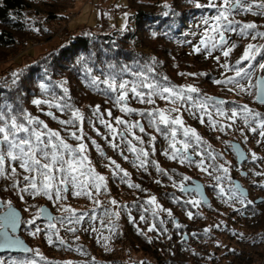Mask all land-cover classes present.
<instances>
[{"label": "snow or ice", "instance_id": "6c2138e0", "mask_svg": "<svg viewBox=\"0 0 264 264\" xmlns=\"http://www.w3.org/2000/svg\"><path fill=\"white\" fill-rule=\"evenodd\" d=\"M194 6L198 10H207L201 12L200 24L198 27L202 29L198 43L193 44L191 41H185L191 44L192 52L190 55L205 54V58L212 57L215 59L221 69H223V79H216L215 85L228 86L227 91L239 94H253L255 92V101L264 105V62L254 63L257 57L264 55V45L249 43L243 51L241 57L234 63H230L227 58L237 47L235 43L230 44L229 37L226 33L237 34L241 37L250 36L252 40L258 38L264 39V31H259L255 22L240 23L235 19H231L236 14H252L254 16L264 17V0L255 2V0H208L206 4H201L198 0H192ZM164 8H170L165 3ZM164 16H169V12L165 11ZM123 25L119 29L121 32L126 31L127 24L130 19L129 13L124 12ZM183 23V21H181ZM171 27V25H170ZM35 32L46 31L41 27H36ZM167 34V33H165ZM196 35V33H191ZM152 37H157L156 32L151 33ZM219 51L221 55L214 56ZM221 56L226 58L221 63ZM91 57H80L77 61L81 65L88 85L100 94L105 95L112 101L114 107L125 115L133 114L143 117L148 127L154 128L155 131L164 139L169 140L168 149L163 151V155L171 161H176L181 165L195 167L201 173H205L214 180L210 186L215 191V198L222 203L228 205L232 211L241 217H247L249 214L255 218L257 213L254 210L255 201L249 199L245 192L238 184H233L229 176V167L226 166L228 161L218 163L222 160L221 153L211 150L207 141H203L195 128L185 126L182 118V110L197 120L201 125L205 124L207 118L208 126L214 130L225 132L226 129L231 130L237 119L242 120L248 131L258 134L264 141V113L252 110L248 105H237L236 107H226L233 102L225 99H217L212 95H201L198 87L193 85L176 86L166 75L161 76L156 64L158 61L152 58L143 64H137L135 68L108 63L104 68H98L94 72V67L90 66ZM245 61L249 63L244 64ZM94 63V62H93ZM257 69L260 75L256 74ZM98 72V74H97ZM231 72L233 75L228 76L226 73ZM45 69V75H47ZM181 76H208V73H178ZM131 76L133 79H126L125 76ZM16 82L20 88L28 91L25 82L28 81L27 76L21 77L20 74H14ZM43 77H41V80ZM50 79V77H49ZM37 84V91L49 95L50 99L35 98L32 103L35 106L46 105L48 109H55L61 115H67V119H59L53 111L43 112L52 120L57 121L64 126V131L72 140L77 141V145L66 142L61 137L59 131H53L48 124L37 117L27 113L23 109L17 111L10 103L0 102V178L5 175V162L18 165L25 173L19 176L16 167H10L8 179L12 180L11 188L17 191L18 198L23 200L25 194L29 197L44 196L51 202H60L67 199L69 195L75 198L85 197L92 201L96 208L103 209L104 227L113 235H119L116 223L112 218L119 220L121 211L128 218L130 224L136 226L137 233L144 236L145 232L139 228L140 223L149 224L148 233H155V239L166 238L172 240L169 234L168 223H172L174 228L180 231L182 242L186 243L189 238L200 239L202 236H208L213 229L228 230V225L224 221H220L212 226L205 227L201 231H184L185 225H182L169 209L163 208L158 202L155 195H151L147 200L134 201L132 205H120L115 198L106 202V204L98 199L101 195H110L108 192L107 177L95 170L92 161L88 155V145L85 143L87 139L95 150L104 157L108 163L103 166L109 168L111 176L114 180L124 183L130 189L146 191L140 183H133L129 179V173L120 163L111 157H106L101 145L97 143L91 136H87L84 131L85 116L79 108H75L70 95V89L66 85L67 80H62L56 87L62 90V94L57 95L52 85L49 83ZM197 94V95H193ZM129 95L132 99L142 104L155 105L156 98L168 102L172 107L161 109L152 107L147 110H136L128 107ZM91 116L87 118V124L97 136L108 144V146L117 153L123 161L132 164L138 170L149 174V167H153L162 177H166L173 188L179 189L180 193L186 194L188 198L181 200L179 196L173 193H166L170 201L179 204L185 209L187 206L196 208L202 203L207 204L209 209L212 205L207 202L203 194V186L200 183L192 181L194 186H187L186 181L192 180L188 175H183L178 183L173 176L176 174L172 170V174L165 171L155 160H150V154H155V135H148L144 124L137 120H125L121 117L113 118L111 109L106 111L108 119H105V113L101 112L100 106H90ZM176 114L170 116L168 114ZM221 119L228 120L230 123H221ZM97 124L106 130V134L100 132ZM138 129L139 133L148 136L147 147L142 136L136 135L134 130ZM178 134H182L183 139L177 140ZM240 134L244 136L245 142L248 137L245 135L244 128L240 129ZM220 139V137H216ZM227 144L228 142L225 141ZM180 144V147H177ZM140 145V147H137ZM231 147L237 154L244 158V153L240 151L236 144ZM150 149V151H149ZM131 153L134 159H129ZM261 158L257 157L255 152L251 153V160L256 162ZM248 175L247 172L244 173ZM256 176L264 175V172H254ZM157 185L162 181L155 180ZM255 183V182H253ZM257 187L264 189V184H257ZM192 194H198L199 198H195ZM264 203V200H261ZM133 209L138 213L137 217L133 215ZM95 211V208L93 209ZM62 215H51L46 209L40 208L37 216L43 215L47 218L48 223L44 228L39 226L31 233L33 236L44 234L46 243L50 246L57 243L60 246L69 247L63 239L56 236L59 231L57 224L67 225L66 231L71 232L78 241L80 237L76 235L80 229L75 225L85 221V213H77L71 207H64ZM162 214H166L167 218H162ZM224 215L223 213H221ZM189 220L193 219V211H186ZM199 215V214H197ZM88 221L98 219L95 215L87 217ZM151 221V223H149ZM28 224L35 225V218L27 221ZM21 225L20 214L13 208L11 201L0 200V252L16 251L22 253H32L34 257H39L40 261L45 258L40 255L38 250L26 246L25 243L17 237L16 231ZM85 232L93 234L100 230L91 224L83 229ZM233 238L243 240L244 234L236 231L230 233ZM54 236L56 241H54ZM109 237H103L106 242ZM148 243H152L151 237H146ZM264 242V237H261ZM101 243V240H97ZM216 247H221L216 242ZM107 248V243L104 244ZM75 252H82L81 247L73 249ZM229 252L235 254V249H228ZM210 259L214 258L209 256ZM0 264H38L36 258L18 260L9 258L6 262L0 258ZM45 264H54L53 261H45ZM66 264H71L67 261ZM91 264H95V258H91ZM138 264H148L147 261L138 262Z\"/></svg>", "mask_w": 264, "mask_h": 264}, {"label": "trees", "instance_id": "16d2710c", "mask_svg": "<svg viewBox=\"0 0 264 264\" xmlns=\"http://www.w3.org/2000/svg\"><path fill=\"white\" fill-rule=\"evenodd\" d=\"M30 1L31 0H0V59H3L0 61V63L6 61V57H8V54L12 50L18 51L17 53H15L17 57L23 56L25 54V50H23L22 46H27V44L29 43L28 39L25 36L28 30L32 28L31 23L29 22L31 21L30 17H37V15L41 14L40 11L36 7H34V5ZM258 1L260 0H257V3ZM198 2L201 4H206L208 0H198ZM45 3H49L48 6L50 7L45 12L46 14L43 13L45 19L53 21L56 18L62 17V15H58L60 14L61 9L58 4L51 1H46ZM165 3L170 5V8H164L163 5ZM122 8L123 9L120 10H127L130 12V21L127 24L126 31L121 32L120 30H113L112 32L97 33L94 30H82V32L75 33L67 37L64 43L50 48L44 53L39 54L38 57L33 59L31 62H28L24 66H22L23 63L21 62L17 63V67H19L20 65V68L16 70H8L7 72H4V74H1L0 102L10 103L14 108L17 109V111H19V109H23L30 115L44 120L48 124L50 129H52L53 131H59L62 138L66 139L68 143L72 144L73 146H76L77 141L72 140L68 137L67 132L64 131V126L59 124L57 121L52 120L47 115H44L43 112L51 110L59 119H67V115H61L55 109H48L46 105L35 106L32 103V100L35 98H51L49 95L37 91V84L33 82L49 83L52 85L56 94L60 95L62 94V90L56 87V84H58L62 80H67L68 84L66 86L70 89V95L72 98L73 105L75 108H79L83 112L85 116L84 123L86 125L87 118L91 116L90 106L94 107L96 105H99L101 112L105 113V119H108L106 111L108 109H111L113 113V118L122 117L124 119V117H126L125 120H131L132 122L139 120L144 124L148 135L155 134V136L157 137L154 145L156 148V154H150L149 159L155 160L154 156L156 155V157L158 156L157 160L160 159L164 163V161H168V158L163 155V151L168 149L170 139H164L155 131L154 128L148 127L147 121L143 117L136 114H133L131 116L125 115L124 113L120 112L116 107H114L112 101L109 100L105 95L93 90V88L88 85L86 79L84 78V73L81 69V65L77 63L80 57L92 58L90 60V66L94 67V72H96L98 68H104L105 65L108 63L116 64L117 67L121 65H127L135 68L137 64H143L144 62L150 61L152 58H155L158 61V63L156 64V69L161 76H168L171 82L178 87L187 85L196 86L200 90L199 94L201 95L212 94L211 90L209 89L214 86H217V88H221V90H227L228 86H220L214 84V81L216 79L224 78V76L222 75L223 69H221L220 67H215L214 70L211 69L204 71L198 67H192V65H182L178 61V59L182 56H190L193 60H197L198 58H200V56L204 55L203 53L198 55H190L189 53L192 52V46L191 44L186 43L185 41H191L193 44L199 42L200 33L202 31V29L198 27V25L200 24L201 12L207 10L196 9L194 3H192V0H126V3L124 6H122ZM165 11L169 12V16H164L163 13ZM230 18L235 19L240 23L255 22L258 26V30L264 31V17L240 13ZM181 21H183V23H181ZM38 23V19H36L33 25H41V23ZM152 32H156L157 37H152ZM191 33H196V35H192ZM226 35L229 37L230 43H235L237 45V50L235 51V48L234 51L230 54V57L227 58L230 63H234L237 59L241 57L243 51L249 43L264 45V39L261 38L252 40L250 36L241 37L233 33H226ZM215 53H217V55L221 54L219 51ZM261 62H264V55L258 56L257 60L254 63L258 64ZM248 63V61L244 62L245 65H247ZM10 66H8V69H10ZM45 69H47V75H45ZM201 72L208 73V76L191 77L181 76L178 74ZM259 72V69H257L256 73ZM16 73L20 74L21 77H28V81L25 82V86L29 89L28 91H25L20 88L19 84L16 82L17 78L14 77V74ZM225 75L231 76L233 75V73L228 72ZM41 77H43L42 80ZM125 78L133 79V77L127 75L125 76ZM193 95L195 96L197 94ZM225 100L233 102L230 105H226V107H236L237 105H243L241 104L242 101L237 99V97H233L229 92H227ZM128 107L140 111L147 110L152 107L166 109L172 107V105L158 98H156L155 105L142 104L132 99L131 95H129ZM254 111L264 113V111H260L258 109H254ZM181 114L185 122L193 124L195 128H198V134L201 136V138H204L203 127H205L210 134L217 135L220 133V131L214 130L208 126L207 118H205V124L201 125L190 115L184 113L183 110ZM168 115L174 116L176 114L173 113ZM221 123L227 124L230 123V121L221 119ZM97 127L99 128L101 133L106 134V130L102 126L97 124ZM200 127H202V129L199 130ZM241 128H244L245 131L247 129V127L243 124L242 120L237 119L232 129L239 130ZM86 129V135L91 136L93 139H95L94 136L97 137V143L102 146V149L109 148L105 140L102 139L101 136H97L96 133L92 131L90 126L88 128L86 127ZM134 132L136 135H140L144 138L146 142L145 147H147L148 136L139 133L138 129L134 130ZM227 133L228 131L226 129L223 134ZM178 137H180L179 134ZM87 142L89 144L88 148L93 147L90 141L87 140ZM137 147H140V145H137ZM210 148L211 150L217 152L216 147L212 148L211 145ZM109 150L112 149L109 148L107 151L110 152ZM90 154H92L91 151ZM131 156L133 155L131 154ZM157 160L155 161L157 162ZM220 161L221 160H218L217 162L220 163ZM175 164L177 167H169V169L164 170L168 171L169 174H172V170H175L176 174L173 176V178L179 182L182 179L183 175H188V171H192L193 169H195V167L181 165L178 162H175ZM10 167H16L17 172H19L21 176L25 174L19 168L18 165L10 164V162L6 161L5 175L4 177L0 178V198H2L3 200L18 201L17 191L11 188L12 180L7 178L10 171ZM161 167L164 168L163 165H161ZM196 170L198 169L196 168ZM148 171L150 175L144 173L143 171H139V183L142 185V188L146 191L141 192L139 190L134 189V198H132V201H129L128 205H132L134 201H137V199H139L140 201L147 200L151 195H155L156 197L158 196V198L159 196L161 198L166 197L167 204L172 205V203H169L170 199L166 195V193H173L177 195L179 189L176 190L177 192L172 191L170 182L167 180V178L162 177L159 173L155 171L153 167L150 166ZM157 179H160L162 181L160 185H157L155 183V180ZM213 183L214 180L209 183L208 189L209 191H211V194L215 195V191L212 187H210ZM28 198L29 196L27 195V200ZM76 200L77 198L71 203L73 207H77V203H80L79 198L77 201ZM159 200L161 202L163 201L160 198ZM119 202L120 204L124 203L121 201ZM65 203L68 202H60L59 206H55L57 204L53 203L52 205L54 211H59V208L63 211V208L66 207L65 205H63ZM221 205L222 202L219 199L215 201V204L212 209H209L208 207L202 208L201 205L196 208H193L189 205L185 209L180 205L181 213H179V215H184L182 219L188 220L186 211H193V219L190 220V224H187L186 228L188 230H191L193 226L192 224L197 223L199 224L197 230H203L205 227L212 226L216 218L210 217L209 213L215 214L216 211L223 209L224 207H221ZM96 209L101 215L98 226L103 227L104 220L107 218L103 216L102 208ZM227 210L229 211V209ZM204 211L209 212L207 216L204 215L207 220L205 222L202 221V223H199V221H201V213H203ZM133 215L136 216L138 220V213L135 211V209H133ZM122 216L127 225L130 226L131 234L133 235V238L139 243L140 250L151 255L156 260V264H203L202 260H205L209 255V246L207 245L208 243L204 241L206 238L210 237L209 235L202 236L200 238L204 241L206 247H204V245L189 244V240L191 238H189V240L184 243L181 240L179 232L173 231V224L168 223L167 227L169 228V230L172 231V234L170 235H172L173 237L172 240H170L171 246L168 247L169 249L173 250H170L171 253H169L165 249V243L169 242V240L163 237L159 240H156L155 233L146 232V227L148 224L144 223H140L138 226L146 233L144 236L139 235L137 233L136 226L129 223L127 215L123 211ZM164 216H166V214L162 215V218H165ZM149 223H151V221H149ZM58 228L61 229L62 226L58 224ZM146 237H151L153 239V242L148 243ZM35 239L38 243L33 247V249L35 247L39 248L38 246L40 245V250L43 251V255L47 258L45 261H53L54 264H66V260H64L65 258L63 260L60 259V257L48 258V255H54L51 250L53 247L55 249L61 247L67 249V247L60 246L58 242L54 243V245L52 246L48 244L47 246L41 245L40 240L43 239V237L35 236ZM54 241H56V239H54ZM75 242L77 243L78 247L85 249L83 250L84 256L87 253L88 257L91 256L92 253L90 252L88 246H86L84 243H80L77 241ZM174 251L176 253L175 255L173 253ZM185 251H189V253H186ZM179 255H182L180 260L178 259ZM187 256H189L190 258H187ZM10 257L16 258L18 260L36 258L38 264H45V261H40L39 257H34L32 253L21 255H9L2 258L7 259L8 261ZM190 259L192 260L189 261ZM143 261L147 260L144 259ZM211 261L217 263L214 258L209 260V262ZM85 263H88V261H86ZM85 263L83 262V264ZM98 264H104L103 258L102 261ZM135 264H137V262Z\"/></svg>", "mask_w": 264, "mask_h": 264}, {"label": "rangeland", "instance_id": "374dc122", "mask_svg": "<svg viewBox=\"0 0 264 264\" xmlns=\"http://www.w3.org/2000/svg\"><path fill=\"white\" fill-rule=\"evenodd\" d=\"M46 1H51L60 6V14L62 17L56 18L55 20H49L44 18V14L50 7L48 4H46ZM34 7H36L41 14L37 15V17H30L32 28L28 30L26 34V38L28 39L29 43L27 46H22L23 50H25V54L23 56H18L15 54L18 51L12 50L8 57H6V61L0 63V75L4 74V72H7L8 70H16L19 67H17V63H23L22 66L27 64L28 62H31L33 59L39 56V54L44 53L48 51L50 48H53L59 44H62L66 41L67 37L71 36L72 34L79 33L83 31H95L97 33H105V32H112L113 30H119L123 25V13L128 12L130 15V12L127 10H120L123 9L122 6L125 5L126 0H31L30 1ZM257 2V0H255ZM260 2V1H258ZM118 10V11H116ZM46 14V13H45ZM38 19V22L41 23V25H33L34 21ZM130 21V20H129ZM128 21V23H129ZM38 23V24H39ZM36 27H41L42 29H46V31H41L39 33L35 32L34 29ZM231 44V43H230ZM21 47V46H20ZM240 48V46H239ZM237 48L235 49V51ZM234 51V50H233ZM214 56L217 55V53L213 54ZM221 55V54H218ZM226 58L221 56V63ZM3 59H0V61ZM178 61L182 65H187L192 67H198L202 70H214L215 67H219L217 62L214 58L209 57L205 58V54L200 56L197 60H193L190 56H182L178 59ZM12 65V66H10ZM8 66H10V69H8ZM260 75L259 73H256ZM215 87V88H214ZM210 88L211 90L210 95L212 96H219L222 99L226 98L227 91L226 89L217 88V86H214ZM233 97H237L240 101H242L241 104L248 105L252 110L258 109L260 111H264V105H261L255 101V92L253 90V94H235L232 92H229ZM122 118V117H121ZM126 119V117H124ZM185 126H189L192 128H195L193 124H189L185 122ZM84 131L86 133V127L88 128L89 125L85 124L83 125ZM198 131V128H195ZM202 129V127L199 128V130ZM204 130V138L203 141H207L208 145L212 148H217V153H221L223 156V159L220 161V163H223L224 160L228 161V164L226 166L229 167V176L233 175L236 179H238L242 186H244L247 191L250 199L256 200L261 198L264 200V189L257 187V184H264V175L262 176H256L254 175V172H264V141L261 143H258V140H261L258 134H254L248 129L245 131V135L248 137L247 141L245 142L244 136L240 134V129L235 130L232 129L231 131H228L227 134H223L220 132L217 135L210 134L205 127H203ZM215 132V131H214ZM155 135V134H154ZM180 137L177 136V140H182V134H179ZM216 137H220V139H216ZM95 140L97 141V137H95ZM66 140V139H65ZM225 141L228 143L226 144ZM237 141L241 144L242 148L245 150L247 154L246 160H244L241 163L237 162L236 155L231 147L232 142ZM66 142H68L66 140ZM85 143L89 146L87 140H85ZM177 147H180V144H177ZM102 148V146H101ZM110 148V147H109ZM109 148L103 149L106 157H111L115 159L118 163L121 164V166L128 171L129 173V179L133 183H139V171L136 168L132 166V164L125 162L122 160V158L115 153L113 150H107ZM90 149V150H89ZM90 151L92 154H90ZM255 152L257 157L261 158L257 160L256 162H253L251 160V153ZM129 155V159H134L133 156H131L130 153H126ZM156 154V153H155ZM88 155L90 160L92 161V164L95 167V170L103 174L107 177V185H108V192L110 193V196L108 195H101L98 197V199L106 204V202L112 198H115L118 203L119 201L124 202L128 205L129 201H132L135 195L134 189H130L127 187L126 184L120 183L118 180H114L111 176V171L109 168L104 167V164H107L108 161L100 155L98 151L95 150L94 146L88 148ZM158 157V156H157ZM156 155L154 156L155 160H157ZM160 161V163H159ZM157 160V163L160 165H163L164 169L167 170L169 167H177L175 162L168 159V161ZM247 172L248 175L245 176L244 173ZM19 176L21 174L18 172ZM188 176L192 178L190 181H186L185 184H192V181L197 180L199 181L204 191L209 198V204L212 205V207L215 204V201L218 199L215 198L214 194H211V191H209V183L212 182V179L208 177L207 174L201 173L199 170L193 169L192 171H188ZM179 183V181H177ZM255 182V183H253ZM118 184V185H116ZM171 186V183H170ZM172 191L178 190L177 188H173L171 186ZM177 192V191H176ZM156 194V193H155ZM157 195V194H156ZM105 196V197H104ZM176 196H179L181 199H186L188 196L186 194L178 192ZM193 197L199 198L198 194H192ZM104 197V198H103ZM150 198V197H149ZM160 199L163 201L161 202ZM157 196V202L164 207L165 209H169L173 212L174 217L182 224L187 226V224H190V220H183L182 215H179L181 207L180 205L174 204L171 201L167 204L166 197L161 198L160 196ZM75 197H72L69 195L66 200L60 201V202H68L63 205L66 207H71L73 210H75L78 214L79 213H85V221H82L81 224L75 225L80 231L76 233L80 237V239L77 241L75 239V236L71 233L65 230L67 225H63L61 229L57 232L56 236H58L60 239H63L67 245H70V248H58L55 249L54 247L51 249L54 255H48V258L53 257H60V259H64L67 261H71V264H83L86 261L88 263L85 264H91V258H95V264H98L99 262L104 261V264H135L137 262H141L144 259L147 260L148 264H156V260L149 254L143 252L140 250L139 243L133 238V235L131 234L130 226L127 225L125 222L122 211L119 220H115V218H112L113 222L116 223L117 229L119 231V235H113L110 233L104 226L100 227L99 219L100 214L97 211L95 205L92 201L88 200L85 197H79L80 203H77V207H73L71 203L75 201ZM0 200H3L0 198ZM27 200V194H25L24 199L21 200L18 198V201L15 200H5V201H11L12 205L16 208H18L22 214V221H21V227L19 229V235L24 238V240L33 248L38 242L35 239V236H33L31 233L35 230L36 226H39L41 228H44L47 224L46 220H41L39 216H37V213L39 212L40 206L42 204L47 205L50 207V209L53 211L54 215H62L64 214L62 209L59 208V211L55 212L53 209V203L57 204L55 206H59L60 202H51L47 199V197L44 196H38V197H29ZM78 200V198H77ZM76 200V201H77ZM124 203L120 205H125ZM164 203V204H163ZM130 206V205H129ZM202 208L207 207V204L202 203ZM221 207H224L223 209H220L215 212V214L209 213L208 211H204L202 216L200 217L199 223L202 221L205 222L207 218L204 215H208L210 217H216L214 220V224L224 221L228 225V230H215L213 229L212 232L209 234V238H206L204 241L207 242L209 246V255L207 253V258L202 260V263L204 264H264V242H261V237H264V203H257L256 207L258 210L255 211H261L259 213V216L257 215L251 221L250 214L247 217H241L240 215L234 213L232 209L226 205L223 204ZM95 208V211L93 209ZM214 209V208H213ZM229 209V211L227 210ZM223 213L224 215H222ZM90 215H95L98 217L96 220L88 221L87 217ZM164 215V214H162ZM167 218L166 216H164ZM36 220V224H28L27 221L34 219ZM188 218V217H187ZM39 219V220H38ZM89 224L92 226L98 228L100 231L98 233H91V232H85L83 229L89 227ZM192 224V223H191ZM192 229L188 230L187 228L184 229V231L192 232L196 231L199 224L194 223L192 224ZM149 224L146 227V232ZM195 227V228H194ZM173 231L179 232L181 230H177L172 226ZM200 229V228H199ZM199 231L202 232V229ZM231 231H236L239 233L244 234V238L242 241H240L238 238H233V236L230 234ZM145 232V233H146ZM169 234H172V231L169 230ZM38 237H43L41 239L40 244L46 245V237L44 234H37ZM109 237V239L105 242L103 240V237ZM54 239L56 237L54 236ZM101 240V243H97V240ZM84 243L86 246H88L90 252L92 253L90 257H88V253L83 254L82 252H75L73 249L77 248V243L75 242ZM204 241L202 239H193L191 238L189 240V244H195V245H204L206 247V244H204ZM216 242H219L222 246L216 247ZM107 243L108 247L105 248L104 244ZM137 243V244H136ZM170 245V241L165 243V249L171 253L168 247ZM39 248H34L39 251L40 255H42L45 260L47 259L46 256L43 255V251ZM228 249H235V254H232L228 251ZM85 250V249H83ZM186 250V249H182ZM193 250V249H192ZM186 253H189V251H185ZM174 255L176 254L175 251L173 252ZM30 254V253H28ZM177 256V255H176ZM182 255L178 256V259H181ZM184 256V255H183ZM209 256L214 257V259L217 261V263H214L213 261L209 262L210 258ZM1 258V257H0ZM187 258H190L187 256ZM4 259V258H2ZM90 259V260H89ZM193 259V258H192ZM190 259L189 261H191ZM7 262V259H4ZM44 260V261H45ZM115 260V261H114Z\"/></svg>", "mask_w": 264, "mask_h": 264}, {"label": "water", "instance_id": "95a60500", "mask_svg": "<svg viewBox=\"0 0 264 264\" xmlns=\"http://www.w3.org/2000/svg\"><path fill=\"white\" fill-rule=\"evenodd\" d=\"M257 75H259V74H257ZM214 97L217 98V99H222V98L219 97V96H214ZM257 103H258V102H257ZM232 144H236V145L239 147L240 151L244 153V158H241V157L237 154V152L232 148L233 151H234V153H235V155H236L237 162H238V163H241V162H243L244 160H246V159H247V154H246L245 150L242 148L241 144H240L239 142H237V141H233ZM194 181H195L196 183H200V182L197 181V180H194ZM200 184H201V183H200ZM233 184H238V185L241 187V189L245 192V195H246V196L248 195V191H247V189H246L244 186H242L241 182H240L238 179L234 178V179H233ZM201 185H202V184H201ZM187 186L191 187V186H194V185H193V184H188ZM203 194H204V198H205V200H207V202H209V198L207 197V195H206V193H205V191H204V188H203ZM261 200H262L261 198L256 199V200H255V203H257V202H259V201H261ZM12 206H13V205H12ZM13 208H14V209L20 214V220L22 221V214H21L20 210H19L18 208L14 207V206H13ZM40 208H44V209H46L51 215H54L53 211H52V210L50 209V207H48L47 205L42 204V205L40 206ZM39 218H40L41 220H46V221H48L47 218L44 217L43 215H40ZM20 227H21V225H20ZM20 227H18V229H17L15 235H16L17 237H19V238L25 243L26 246L31 247V246H30V245L24 240V238L21 237V236L19 235V229H20ZM2 253H19V254H20V253H22V252L19 251V250H16V251H11V252H9V251H3V252H0V254H2Z\"/></svg>", "mask_w": 264, "mask_h": 264}, {"label": "flooded vegetation", "instance_id": "af4514ba", "mask_svg": "<svg viewBox=\"0 0 264 264\" xmlns=\"http://www.w3.org/2000/svg\"><path fill=\"white\" fill-rule=\"evenodd\" d=\"M248 159V158H247ZM230 177H231V181H232V183H233V179L235 178V176H231L230 175ZM247 197L249 198V195H247ZM250 199V198H249ZM253 200V199H252ZM253 201H255V200H253ZM261 201H259V202H257V203H260ZM257 203H255V205L253 206L254 207V210H258V208L256 207V204ZM256 213H257V215L259 216V213L261 212V211H255ZM250 218L252 219L251 221H253V219H256V218H253L251 215H250ZM9 255H21V254H13V253H2V254H0V257L2 258V257H6V256H9Z\"/></svg>", "mask_w": 264, "mask_h": 264}]
</instances>
